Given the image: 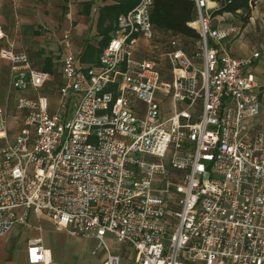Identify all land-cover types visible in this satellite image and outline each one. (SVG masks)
Listing matches in <instances>:
<instances>
[{
  "label": "built area",
  "instance_id": "1",
  "mask_svg": "<svg viewBox=\"0 0 264 264\" xmlns=\"http://www.w3.org/2000/svg\"><path fill=\"white\" fill-rule=\"evenodd\" d=\"M194 2L199 41L192 53L171 42L169 76L134 57L140 38L155 37L154 0H138L92 66L78 65L64 33L55 112L45 95L18 96L23 125L9 139L0 110V237L34 211L100 246L110 234L133 249L135 264H264V131L252 126L261 100L244 70L259 53H229L222 42L237 29L213 27L214 7ZM0 58L17 90L49 80L10 40ZM27 258L50 263L41 238L29 241Z\"/></svg>",
  "mask_w": 264,
  "mask_h": 264
},
{
  "label": "crops",
  "instance_id": "2",
  "mask_svg": "<svg viewBox=\"0 0 264 264\" xmlns=\"http://www.w3.org/2000/svg\"><path fill=\"white\" fill-rule=\"evenodd\" d=\"M208 1L212 7L218 8L216 1ZM119 2V0H0V27L6 35L5 40L12 41L17 52L26 53L33 67L49 74V80L39 90L20 91L12 85L16 72L10 62L0 58V110L7 119L9 139H13L23 125V114L20 111L12 116L6 115L7 110L13 109L14 105L17 109L18 96L45 95L48 98L49 111L53 113L57 110L59 90L64 83L61 45L64 33L68 30L72 32V46L80 67L87 68L98 63L102 50L113 36L117 17L123 13L116 9ZM218 17L220 19L216 21V25L212 22L213 27L233 26L237 29L222 42L229 53L236 57L259 53L244 70L255 75L259 86L261 110L252 120V126L256 130L264 131V0L254 1L247 22H244L240 15L229 13L217 15ZM154 32L155 37L152 40L139 39L134 57L138 60L155 61L165 78L169 76V63L165 54L171 48V42L177 40L180 47L188 53L194 51V44L189 42V38L171 31ZM5 40L0 42V48L5 45ZM162 109L165 115L171 114L170 98L162 103ZM35 238L42 239L50 258L49 264H99L98 260L85 254L88 249H91L93 255H98L102 251L100 260L104 264L109 254L116 255L118 251H112L109 241L118 242L110 234L105 236V246H100L96 238L70 235L66 229H59L49 217L31 211L25 222H17L0 237V264H30L27 248L29 241ZM129 248L133 251L131 247Z\"/></svg>",
  "mask_w": 264,
  "mask_h": 264
},
{
  "label": "trees",
  "instance_id": "3",
  "mask_svg": "<svg viewBox=\"0 0 264 264\" xmlns=\"http://www.w3.org/2000/svg\"><path fill=\"white\" fill-rule=\"evenodd\" d=\"M116 9L119 13L133 9L138 0H119ZM218 8L213 11L214 15L225 13L240 15L244 22L251 16L252 5L255 0H214ZM197 14L194 0H154L151 10V22L154 30L171 31L183 34L184 37H196L194 29L188 26V22L194 20ZM195 50V47H194Z\"/></svg>",
  "mask_w": 264,
  "mask_h": 264
},
{
  "label": "rangeland",
  "instance_id": "4",
  "mask_svg": "<svg viewBox=\"0 0 264 264\" xmlns=\"http://www.w3.org/2000/svg\"><path fill=\"white\" fill-rule=\"evenodd\" d=\"M214 10H216V9L215 8L212 9V22L214 23V25H216V21H218V19H220V18L219 17L217 18V15H214V13H213ZM227 21L229 22L231 20H227ZM196 22H197V14L194 17V20L188 22V26L191 27L192 29H194V31L196 32V35H197L194 38H190L192 43L194 44L193 45V49H194V47L197 46V42L199 41V26L197 24H194ZM175 34L183 36V34H180V33H175ZM17 111H19V110H17L15 108V105H14L13 109H8L7 110L6 115L7 116H9V115L12 116V115L16 114ZM109 244H110V246L112 248V251L116 252L118 250L115 254L120 256V264H135V254L129 247L125 248L124 246L122 247V245L119 244V243H112L110 241H109ZM85 254L88 257L96 259V261L98 260L99 264H103L102 263L103 261L100 260V256L102 255V251H100L98 255H93L91 253V249H88V250H86Z\"/></svg>",
  "mask_w": 264,
  "mask_h": 264
},
{
  "label": "bare ground",
  "instance_id": "5",
  "mask_svg": "<svg viewBox=\"0 0 264 264\" xmlns=\"http://www.w3.org/2000/svg\"><path fill=\"white\" fill-rule=\"evenodd\" d=\"M209 4H210V2H209ZM210 5H211V4H210ZM194 24H197V25H198V22H196V23H194ZM194 24H193V25H194ZM195 28H196V27H195ZM47 257H48V256H47ZM48 258H49V257H48Z\"/></svg>",
  "mask_w": 264,
  "mask_h": 264
}]
</instances>
